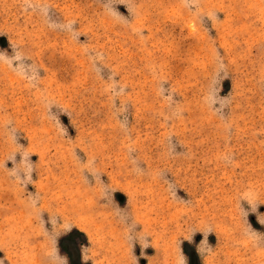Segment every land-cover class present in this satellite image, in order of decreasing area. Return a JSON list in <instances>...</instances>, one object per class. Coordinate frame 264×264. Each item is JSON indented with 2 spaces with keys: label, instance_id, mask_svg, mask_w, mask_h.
Here are the masks:
<instances>
[{
  "label": "rangeland",
  "instance_id": "1",
  "mask_svg": "<svg viewBox=\"0 0 264 264\" xmlns=\"http://www.w3.org/2000/svg\"><path fill=\"white\" fill-rule=\"evenodd\" d=\"M0 264H264V0H0Z\"/></svg>",
  "mask_w": 264,
  "mask_h": 264
},
{
  "label": "bare ground",
  "instance_id": "2",
  "mask_svg": "<svg viewBox=\"0 0 264 264\" xmlns=\"http://www.w3.org/2000/svg\"><path fill=\"white\" fill-rule=\"evenodd\" d=\"M79 210V209H78Z\"/></svg>",
  "mask_w": 264,
  "mask_h": 264
}]
</instances>
